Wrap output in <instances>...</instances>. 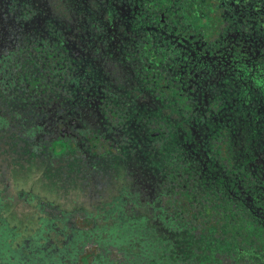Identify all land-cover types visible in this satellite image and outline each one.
<instances>
[{"label": "flooded vegetation", "instance_id": "af4514ba", "mask_svg": "<svg viewBox=\"0 0 264 264\" xmlns=\"http://www.w3.org/2000/svg\"><path fill=\"white\" fill-rule=\"evenodd\" d=\"M262 83L264 0H0V144L110 198L36 200L42 229L17 240L0 216V264L75 261L121 203L231 237L236 221L264 264Z\"/></svg>", "mask_w": 264, "mask_h": 264}, {"label": "trees", "instance_id": "16d2710c", "mask_svg": "<svg viewBox=\"0 0 264 264\" xmlns=\"http://www.w3.org/2000/svg\"><path fill=\"white\" fill-rule=\"evenodd\" d=\"M171 2L166 0L168 5ZM155 212L166 214L164 209ZM182 212L175 209L172 214H176L174 218H181ZM162 216L152 221L149 210L144 206L130 211L122 203L119 204L117 211L108 214L96 227L97 241L89 247L98 246V257L92 259L90 264H253L242 257L238 250L247 242L243 239L246 236L242 232V225L236 221L231 237L225 227L215 234L212 227L189 221H179V224L171 220L166 224L161 220ZM127 234L131 235L127 246L113 238ZM231 245H234L232 255L227 253ZM111 253L118 258L112 259Z\"/></svg>", "mask_w": 264, "mask_h": 264}, {"label": "rangeland", "instance_id": "374dc122", "mask_svg": "<svg viewBox=\"0 0 264 264\" xmlns=\"http://www.w3.org/2000/svg\"><path fill=\"white\" fill-rule=\"evenodd\" d=\"M5 144L3 146L0 144V216L4 218L5 221L10 224V228H12V230H8L7 235H10L14 228H17V232L19 233L23 232L25 229L30 231L36 226L35 222H30L33 221L31 217H34L35 212H37L35 210L36 208L34 209L33 207L36 200H41L43 203H51L54 206L63 209V211L74 212L79 211L80 208V204L73 202L75 197L76 199H80H78L80 203L90 202L88 206L90 207V211L94 212H97L94 208L103 206L98 204L99 200L106 202L109 201L110 198L107 197V192H103L99 197H96V194L92 193L91 196L83 198L84 194H81L79 189H75L78 186L73 187L74 184L71 186L66 180L62 182V179H60L58 181V176L50 172L49 169H40L39 166L36 167V162H33L30 159V157L34 158L33 155H29L30 151H28L29 158L21 154L22 156L20 159L18 157V146L7 145V142ZM25 153L27 155V152ZM25 157L26 160H24ZM57 162H60V160ZM73 165L74 169L75 167L78 169L79 166L89 167V165H83L80 161H77L76 163L74 162ZM77 173L78 172L74 174L75 180L79 181V185H83V182L87 181V177H77ZM91 180L93 181V178H91ZM87 183H89V181H87ZM7 185L8 187H6ZM71 191L73 196H71ZM72 198L73 200H71ZM29 202L32 205H29ZM96 225L100 226L101 223H96ZM90 227L91 226H89V228ZM130 236L131 235L127 234L125 236L113 238H115V240L121 245L127 246ZM111 255L112 259L118 258L115 253H111ZM74 257H76V255H74ZM96 257H98V253L95 248L89 247L83 250L82 254L79 253L76 261L67 258L64 261V264H74V262L75 264H90L92 259ZM11 259L17 264H24L23 256L13 255L11 256Z\"/></svg>", "mask_w": 264, "mask_h": 264}, {"label": "water", "instance_id": "95a60500", "mask_svg": "<svg viewBox=\"0 0 264 264\" xmlns=\"http://www.w3.org/2000/svg\"><path fill=\"white\" fill-rule=\"evenodd\" d=\"M41 225V224H40ZM37 230H33V231H29L28 229H25V230H23V232H19V233H17V236L15 237V239L17 240V239H23V236H26L27 234H28V232H29V234H30V232H31V236H37V234H38V232L39 231H41V229H42V227L40 228V226H39V224L37 225V228H36ZM35 232V233H34ZM16 240H13V242L11 243V248H16V247H18V245H17V243H18V241H16ZM19 244V243H18ZM13 245H14V247H13ZM16 246V247H15Z\"/></svg>", "mask_w": 264, "mask_h": 264}]
</instances>
